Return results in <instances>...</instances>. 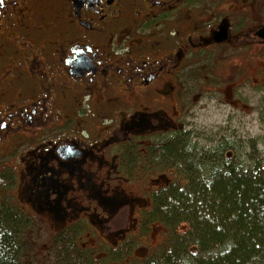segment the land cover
Instances as JSON below:
<instances>
[{"label": "flooded vegetation", "instance_id": "obj_1", "mask_svg": "<svg viewBox=\"0 0 264 264\" xmlns=\"http://www.w3.org/2000/svg\"><path fill=\"white\" fill-rule=\"evenodd\" d=\"M263 29L264 0H0V178L10 199L58 236L80 233V246L139 235L152 208L145 186L158 175L127 176L126 151L148 155L166 136L193 133L198 101L185 91L205 92L207 69L229 68L222 57L264 56ZM170 171L181 178L161 172Z\"/></svg>", "mask_w": 264, "mask_h": 264}, {"label": "trees", "instance_id": "obj_2", "mask_svg": "<svg viewBox=\"0 0 264 264\" xmlns=\"http://www.w3.org/2000/svg\"><path fill=\"white\" fill-rule=\"evenodd\" d=\"M261 118L264 121V111ZM161 142L148 155L127 150L122 165L127 173L175 168L181 175L160 187L154 185L153 208L147 215L149 223L160 224L166 233L148 259L127 261L134 257L130 245L108 248L104 257H96L77 244L73 233H66L53 241V253L40 263H25L29 226L3 197L0 264H264V153L253 146L252 155L233 158L228 153L234 148L231 139L202 148L192 134L183 133ZM161 160L174 165L160 164ZM4 184L0 181V197Z\"/></svg>", "mask_w": 264, "mask_h": 264}, {"label": "rangeland", "instance_id": "obj_3", "mask_svg": "<svg viewBox=\"0 0 264 264\" xmlns=\"http://www.w3.org/2000/svg\"><path fill=\"white\" fill-rule=\"evenodd\" d=\"M261 49L258 52L253 49L254 54L245 57L246 59L232 56H227L230 57L229 59L220 57L217 63L229 64L228 70L218 67L217 73L212 74L215 68H208L205 72L207 79L205 82L210 84L205 86L206 91L197 95L198 83L189 86V92L185 91L189 101L191 98H197L198 101L192 110L193 115L188 119L191 122L189 126L193 130L192 134L196 135L194 140L200 147L212 148L221 141L231 139L234 148L229 152L234 154L233 158L237 156L238 159L240 157L244 159L247 155H252L253 146L264 153L262 145L264 121L261 118V113L264 111V56ZM195 82H202V80ZM248 159L250 160V157ZM153 175H158L157 179H161V184L175 179L172 171ZM150 177L154 179L156 176ZM161 184H158V187ZM136 194L142 195L140 191ZM131 218L133 217L128 216L120 226L109 227L107 233L118 232L127 227ZM161 234L160 225L152 226L149 237L142 239L135 253L141 256L147 253L151 247L161 241ZM79 235L80 233H77L78 238L83 240ZM35 238L32 234L28 242H31L35 248L41 246V249H45L46 237L38 235V238Z\"/></svg>", "mask_w": 264, "mask_h": 264}, {"label": "water", "instance_id": "obj_4", "mask_svg": "<svg viewBox=\"0 0 264 264\" xmlns=\"http://www.w3.org/2000/svg\"><path fill=\"white\" fill-rule=\"evenodd\" d=\"M260 37L264 38V29L261 31V33L259 34Z\"/></svg>", "mask_w": 264, "mask_h": 264}]
</instances>
